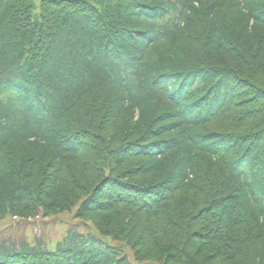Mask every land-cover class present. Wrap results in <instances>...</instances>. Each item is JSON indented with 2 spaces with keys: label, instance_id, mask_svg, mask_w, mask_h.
Segmentation results:
<instances>
[{
  "label": "trees",
  "instance_id": "16d2710c",
  "mask_svg": "<svg viewBox=\"0 0 264 264\" xmlns=\"http://www.w3.org/2000/svg\"><path fill=\"white\" fill-rule=\"evenodd\" d=\"M65 212L0 264H264V0H0V223Z\"/></svg>",
  "mask_w": 264,
  "mask_h": 264
},
{
  "label": "rangeland",
  "instance_id": "374dc122",
  "mask_svg": "<svg viewBox=\"0 0 264 264\" xmlns=\"http://www.w3.org/2000/svg\"><path fill=\"white\" fill-rule=\"evenodd\" d=\"M77 220L67 212L54 217L19 220L14 218H6L0 223V240L20 241L26 238L34 243V239L39 237L41 240H47L48 246L55 249L56 243L65 236L67 229L74 227ZM78 227L85 230L88 227L83 223L78 224ZM152 264V263H148Z\"/></svg>",
  "mask_w": 264,
  "mask_h": 264
}]
</instances>
